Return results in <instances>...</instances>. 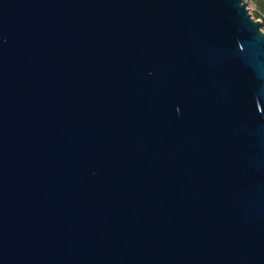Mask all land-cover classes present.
I'll return each instance as SVG.
<instances>
[{
  "label": "water",
  "instance_id": "water-1",
  "mask_svg": "<svg viewBox=\"0 0 264 264\" xmlns=\"http://www.w3.org/2000/svg\"><path fill=\"white\" fill-rule=\"evenodd\" d=\"M0 264H264L246 0H0Z\"/></svg>",
  "mask_w": 264,
  "mask_h": 264
},
{
  "label": "rangeland",
  "instance_id": "rangeland-1",
  "mask_svg": "<svg viewBox=\"0 0 264 264\" xmlns=\"http://www.w3.org/2000/svg\"><path fill=\"white\" fill-rule=\"evenodd\" d=\"M248 7L252 13V15L257 19V20H261V22L263 23V29H264V13H262V15L258 14L259 11H261L259 9V5H258V1L257 0H246Z\"/></svg>",
  "mask_w": 264,
  "mask_h": 264
},
{
  "label": "trees",
  "instance_id": "trees-1",
  "mask_svg": "<svg viewBox=\"0 0 264 264\" xmlns=\"http://www.w3.org/2000/svg\"><path fill=\"white\" fill-rule=\"evenodd\" d=\"M257 1H258L259 9L261 10L258 12V14L262 15V13H264V0H257Z\"/></svg>",
  "mask_w": 264,
  "mask_h": 264
}]
</instances>
